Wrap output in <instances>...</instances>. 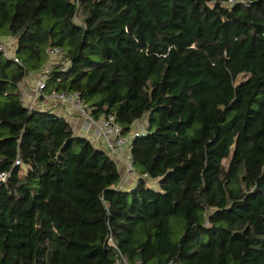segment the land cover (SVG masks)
Listing matches in <instances>:
<instances>
[{"label":"trees","instance_id":"1","mask_svg":"<svg viewBox=\"0 0 264 264\" xmlns=\"http://www.w3.org/2000/svg\"><path fill=\"white\" fill-rule=\"evenodd\" d=\"M230 1L0 0V264H114L110 238L129 264H264V0ZM50 47L41 100L77 93L123 136L147 120L135 188L25 103Z\"/></svg>","mask_w":264,"mask_h":264},{"label":"built area","instance_id":"2","mask_svg":"<svg viewBox=\"0 0 264 264\" xmlns=\"http://www.w3.org/2000/svg\"><path fill=\"white\" fill-rule=\"evenodd\" d=\"M241 1H230L228 4L233 5ZM0 53H4L6 58L14 59L16 62L18 60L14 57V53L10 52L8 48V41L0 39ZM47 55L50 58V65L44 70L43 75H32L31 78L35 80V87L33 89V102H36L42 97L43 91L46 88V75L52 72V67L54 65L62 64V59L64 57V52L59 47H50L47 50ZM67 66H63L62 71H65ZM25 89V88H24ZM48 99H53L58 101L61 105L74 111L77 115L82 117L85 122V126L94 128L96 136L98 139L104 142V150L106 153L112 157L114 162L117 165L124 164L126 166V172L128 176L134 174V166L131 157V145L133 141L141 136H144V133L147 128V120L137 123L133 132L128 136L122 135V128L115 122L114 117H103L99 121H95L91 116L92 109L90 106L80 98L77 93L68 94V93H54ZM127 153V156H123L124 153ZM16 166L22 165L21 161L18 159L15 162ZM8 174L0 175V183L6 182ZM109 245L115 249V262L114 264H129L124 254L120 249L115 245L113 240L109 239ZM140 264V263H137ZM170 264H181L176 261H172Z\"/></svg>","mask_w":264,"mask_h":264},{"label":"crops","instance_id":"3","mask_svg":"<svg viewBox=\"0 0 264 264\" xmlns=\"http://www.w3.org/2000/svg\"><path fill=\"white\" fill-rule=\"evenodd\" d=\"M25 92H26V100L25 103L28 106H33L32 108L37 109L38 111H47L50 110L54 115L63 117L66 121L71 125L76 136L84 137L89 139L92 144L99 148L104 149V142L97 138L94 128H90L85 126L84 119L77 115L74 111L67 109L63 105H61L58 101L53 99H45L41 100V98L36 102V104H32L33 102V89L35 87L34 78H28L25 81ZM135 128V127H134ZM119 171L122 176V182L120 184L122 190H131L138 185V181L135 182V179L128 178V174L126 172V166L124 164L117 165ZM137 179V178H136Z\"/></svg>","mask_w":264,"mask_h":264},{"label":"rangeland","instance_id":"4","mask_svg":"<svg viewBox=\"0 0 264 264\" xmlns=\"http://www.w3.org/2000/svg\"><path fill=\"white\" fill-rule=\"evenodd\" d=\"M239 81H241V78H240ZM123 156H124V157L127 156V153L125 152V153L123 154ZM128 178L135 179V182H137V179H136L135 174H134V175L132 174V175L128 176ZM149 187H150V185H149Z\"/></svg>","mask_w":264,"mask_h":264},{"label":"water","instance_id":"5","mask_svg":"<svg viewBox=\"0 0 264 264\" xmlns=\"http://www.w3.org/2000/svg\"><path fill=\"white\" fill-rule=\"evenodd\" d=\"M117 190H121V186H119V187L117 188Z\"/></svg>","mask_w":264,"mask_h":264}]
</instances>
